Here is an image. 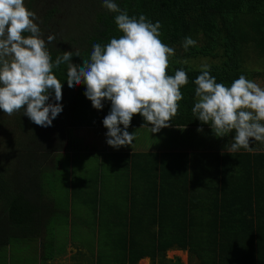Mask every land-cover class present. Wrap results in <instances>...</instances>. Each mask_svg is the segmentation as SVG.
<instances>
[{
    "label": "trees",
    "instance_id": "trees-1",
    "mask_svg": "<svg viewBox=\"0 0 264 264\" xmlns=\"http://www.w3.org/2000/svg\"><path fill=\"white\" fill-rule=\"evenodd\" d=\"M24 2L37 14L43 38L56 36L48 44L53 60L76 49L87 59L94 43L106 45L122 35L117 14L104 8L102 0ZM114 2L130 17L143 14L159 21L160 39L175 50L168 74L178 69L187 73L189 83L181 88L183 99L170 127L193 128L194 136L198 128L211 129L191 111L197 100L194 80L202 69L186 61L208 58L210 74L229 87L240 75L264 78L262 69L248 65L264 58V0ZM189 36L197 43L185 51L183 41ZM82 58L74 56L72 62L82 65ZM53 71L62 82L63 110L51 126L36 125L23 109L11 116L0 109V264H35L32 253L21 258L11 251L35 244L40 228L49 229V223L54 237L58 223L69 222L73 204L68 198L80 195L78 184L102 172L123 178L118 171L130 156L145 159L136 165L140 172H133L140 176V186L133 184L118 198L110 195L115 202L108 211H97L94 204L100 191L84 192L94 211H89L90 221L85 214L75 215L88 223V264H137L144 257L152 264H180L179 257L173 261L166 256L173 249L186 251L188 264H264V143L253 142L252 152L230 153V142L206 152L108 151L103 119L111 102L104 100L97 110L84 95L85 85L68 87L66 65ZM49 102L56 103L54 92ZM131 126L151 124L134 114ZM75 129L83 134L76 135Z\"/></svg>",
    "mask_w": 264,
    "mask_h": 264
},
{
    "label": "clouds",
    "instance_id": "clouds-1",
    "mask_svg": "<svg viewBox=\"0 0 264 264\" xmlns=\"http://www.w3.org/2000/svg\"><path fill=\"white\" fill-rule=\"evenodd\" d=\"M102 6L116 13L114 20L119 38L106 45L94 43L90 57L82 58L79 49L63 51L53 60L48 44L56 40L49 34L45 40L36 23V13L24 0H0V109L11 116L23 113L36 125L49 127L62 112V82L54 74L60 65L67 67L70 89L85 85L84 95L97 110L103 101L111 110L103 119L107 143L114 147L132 145L135 132L127 131L134 114L151 124L152 133L170 127L183 99L181 88L189 83L185 70L169 75L172 47L160 39L161 24L141 14L138 18L121 10L114 0H102ZM185 37L183 48L196 46ZM82 58V65L72 62ZM195 80L197 98L191 109L203 124L210 125L216 137L235 132L228 152L240 149L252 152L253 142L264 143V88L240 75L231 86L217 83L204 64ZM54 92L56 103H50ZM123 125V129L120 127ZM202 132V128L197 129Z\"/></svg>",
    "mask_w": 264,
    "mask_h": 264
},
{
    "label": "crops",
    "instance_id": "crops-1",
    "mask_svg": "<svg viewBox=\"0 0 264 264\" xmlns=\"http://www.w3.org/2000/svg\"><path fill=\"white\" fill-rule=\"evenodd\" d=\"M131 127H143V126H131ZM169 130H174L175 132L181 134V133H189L190 129L189 127H168ZM193 131V130H191ZM201 133V132H197ZM212 129L210 128H204L201 134H205L206 138H204L203 145L198 144L194 147H189L188 142H182L176 143L174 147H166L165 149L160 148L159 150H155L148 144L147 147H143L140 143L139 145H134L131 147H119V151H123L129 154L133 153H141V152H163V151H179V152H206V151H213L215 150V146L212 145ZM194 136V135H192ZM233 138V137H232ZM232 138H229V140L233 143L234 141ZM217 147V146H216ZM221 146H218L219 148ZM117 150L118 148H114L109 145L108 151ZM152 150V151H150ZM226 150V149H225ZM132 161L135 163V169L134 166H132ZM143 162L145 163V159H140L138 157L135 158V156H130L127 160V163L123 166V171H118L119 173H124L125 176H118L117 174H113L111 172H102L93 175V177L87 182L79 183L78 187L81 190L80 195L71 196L68 198V201L70 204L69 206V229L73 228H82L83 230L88 229V223L86 224L84 222V219L81 215V217H77L75 215L83 214L85 211H94L92 206L89 204L88 199L85 200V194L84 192L88 191H100L99 197L97 201L94 203L96 205L97 211H108L107 208L110 205H113L115 200H109V196L114 194L115 197H119L120 194L123 192L129 193L132 189V185L140 186L142 183V180L140 176L137 177V175H133V172L138 174L140 172L137 163ZM99 169V168H98ZM135 178V179H132ZM72 197V199H71ZM114 197V198H115ZM74 212V213H72ZM75 222L76 224L74 225ZM46 229L44 226L40 228V234L37 240H35V244H37V247L32 250V256L35 258L33 261L35 264H84V262H87L91 260V257L89 260L85 261L82 260V254L81 253H89V250L86 248V242L82 241L81 239H71L70 231L69 233L64 235V238L58 242H56V247H53L51 250L47 251L45 250V237L49 238V233L45 232ZM85 233V231H84ZM83 233V236L85 235ZM57 239V238H56ZM54 241H56L54 239ZM96 243V239H95ZM47 245V244H46ZM54 245V244H53ZM90 254V253H89ZM81 255V256H80ZM149 259L148 257L141 258L137 264H140V261L143 259ZM188 258V256H187ZM150 260V259H149ZM188 260V259H187ZM157 264V263H156ZM188 264V263H187Z\"/></svg>",
    "mask_w": 264,
    "mask_h": 264
},
{
    "label": "rangeland",
    "instance_id": "rangeland-1",
    "mask_svg": "<svg viewBox=\"0 0 264 264\" xmlns=\"http://www.w3.org/2000/svg\"><path fill=\"white\" fill-rule=\"evenodd\" d=\"M40 9H38L39 11ZM37 15V14H36ZM68 18V16H67ZM61 24H63L62 22H60ZM208 58H198L195 60H188L186 61V63L190 64L191 62L195 61V65L192 66L196 69H202V65L207 64L209 62V60H207ZM197 60V61H196ZM213 60H217L213 59ZM250 60V59H249ZM249 67H254L253 69H262V71H264V58L262 59V57L257 60H255V58L250 60V63L248 64ZM249 80H252L254 82H256L258 85H260L262 88H264V78L261 77H255V78H250ZM123 129V127H121ZM193 129V128H191ZM75 134L77 135L78 133L83 134V132L79 129H75ZM127 131L129 133H134L135 132V139L133 141L132 145H126L124 146L125 148L127 147H131L134 145H139L140 143L142 144L143 147H147L148 144H150L149 147L155 149V150H159L160 148L165 149L166 147H174V145L176 143H180V141L182 140V142H186L187 140H191L194 139L195 142L198 141H202L204 140V138H206L205 134H201L198 133L195 136L193 135V131H190L189 133H177V131L175 132L174 130H169L168 127L162 128L159 132L157 133H152L150 130V127H128ZM74 132V131H73ZM78 132V133H77ZM107 132V131H106ZM74 134V133H73ZM212 140L211 143L213 146H222L223 143L226 142H230V144L232 143L226 136L224 137H216L214 135V133H212ZM4 139V138H3ZM107 139V136H106ZM113 151V149H111ZM119 150V148L117 149ZM152 151V150H150ZM56 195H60L59 193H55ZM86 215V217H88L89 221V211H85V213H83ZM74 225L76 224L75 222H73ZM59 227H55V229L53 230L54 232V237L50 234V232L52 231V227H51V223H49V229L46 228L47 233H49V238L45 237V250L49 251L51 250L53 247H56V243H54V245L52 244V242H54V239H56V242L62 240L64 238V235L69 233L70 231V235H71V239H81L82 241L87 240V236H83L84 231L86 232V230H83L82 228H73V229H69V224H65V223H58ZM92 231V230H91ZM32 246L29 247V245L27 246H20L19 249H15L14 252L11 251V253H13L12 255H16V256H20L22 257H28L29 253H32V250L35 249L37 247V244L31 243ZM47 244V245H46ZM87 248V247H86ZM82 254V260H89L91 255L89 253H81ZM10 256V255H9ZM8 256V257H9ZM81 256V255H80ZM166 256L169 259H172L173 261L175 260V257H179L181 259V263L180 264H187L188 263V258H187V252L186 251H182V250H178V249H173V250H168L166 252ZM26 262H29V260H27ZM29 264V263H27ZM84 264H87V262H84ZM140 264H152L150 262L149 259L145 258L143 260L140 261Z\"/></svg>",
    "mask_w": 264,
    "mask_h": 264
}]
</instances>
